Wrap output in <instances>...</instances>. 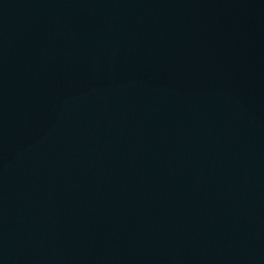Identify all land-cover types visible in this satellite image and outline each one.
<instances>
[{"label":"water","instance_id":"obj_1","mask_svg":"<svg viewBox=\"0 0 264 264\" xmlns=\"http://www.w3.org/2000/svg\"><path fill=\"white\" fill-rule=\"evenodd\" d=\"M0 264H264V0H0Z\"/></svg>","mask_w":264,"mask_h":264}]
</instances>
